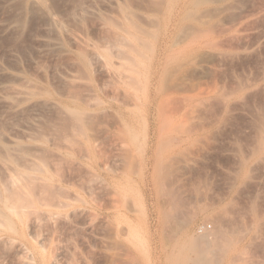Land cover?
Wrapping results in <instances>:
<instances>
[{
    "label": "rangeland",
    "instance_id": "obj_1",
    "mask_svg": "<svg viewBox=\"0 0 264 264\" xmlns=\"http://www.w3.org/2000/svg\"><path fill=\"white\" fill-rule=\"evenodd\" d=\"M23 1L0 0V67L11 76L8 80L4 74V78L1 76L0 81H6V87L10 85L2 93L12 94L16 87L19 92L34 85L32 88L42 94L26 99L18 95V104L14 107L0 102V138L6 144L11 140L18 142L16 151L9 153L2 152L0 147V155L5 154L4 159H0V191L3 195L8 192L13 202L17 201L12 205V213L10 211L12 223L0 222V264H43L40 253L48 258L53 256L50 264L54 256V264H126L127 261L156 264L154 259L150 260L151 248L156 247L153 255L156 259L165 246L166 250L170 249L175 239L190 226L200 232H210L213 264L217 255L220 257L216 263L227 264L239 251L244 259L236 257L234 264H262L264 161L260 158L259 164L253 151L257 124L264 116V0L213 3L217 8L214 15L211 14L213 27L209 28L213 31L208 40L214 39V44L202 45L187 80L197 86L196 94L201 93L200 103L190 120L178 121L165 132L163 158L166 164L158 171H161L159 176L150 166L144 180L140 173L144 161L137 153L135 171L124 177L119 173L122 172L118 161L122 147L117 141L115 106L121 94L111 70V63L117 59L113 57L111 62H105L102 55L104 51L116 52L112 42L110 44L114 31L107 19L118 20L115 9L121 1H47L55 17L62 21L63 31L66 30L65 35L60 36L63 48L59 50L44 43L45 37L55 35L46 26V14L38 7L28 12ZM130 1L133 6L142 3L141 0ZM16 22L20 24L15 25ZM80 51L89 55L87 71L80 61ZM235 87L240 89L236 91ZM221 92L227 94L225 101L219 98ZM70 107H82L86 111L82 137L75 135L77 126L74 114L68 110ZM188 131L192 132L190 139ZM84 137L91 143L86 149ZM167 141H171L169 145ZM131 147L135 148L133 141ZM172 150L174 153L168 155ZM245 157L250 177L247 175L244 179L240 172ZM25 172H29L28 175ZM241 207L244 209L240 210ZM241 223L244 224L240 228ZM246 224L251 225L250 229ZM261 227L259 236L257 228ZM219 228L224 231L221 233ZM217 229L220 236L218 232L213 237ZM241 229L243 234L238 235L240 240L237 241V232ZM169 230L173 232H169L172 233L170 240ZM233 230H236L235 236ZM221 234L226 235L225 239L229 237L228 251L225 249L227 240L220 238ZM129 251L138 261L132 256L134 262L127 260L124 255Z\"/></svg>",
    "mask_w": 264,
    "mask_h": 264
},
{
    "label": "bare ground",
    "instance_id": "obj_2",
    "mask_svg": "<svg viewBox=\"0 0 264 264\" xmlns=\"http://www.w3.org/2000/svg\"><path fill=\"white\" fill-rule=\"evenodd\" d=\"M24 1H26V6H27L26 8H28V12L31 10H32L31 12H33L34 7L35 8L38 7L39 9H41V13L43 11V13L46 14L45 17L48 21V23H46L48 25H46V26H48L50 32L52 30V34H53V32L55 33V35L53 34L54 37L53 36L52 37L53 38L56 37V38L53 39L52 37L51 38L45 37L46 38L44 40L45 45L47 44V46H49L50 48H54L57 50L63 48L62 42L60 41V36L62 34H64L63 32H65L66 30L63 31L64 25L62 24V21L58 20L55 17L54 12L51 11L52 8L50 9V7H49L51 4H48V2H47L49 0H24ZM120 1L121 2H117V9H115L118 12V15H117L118 20L115 21V20L107 19L112 30L114 31V34H112L114 36L110 35L113 37V38H111L112 41H110V44L112 42L113 45L112 44L111 45L116 48V52L114 51V53L113 54L111 53L112 54L111 55L109 52L104 51V53H102V55L106 59L105 62L106 61L111 62L113 57L117 59V61L113 60V63H111V67H112L111 70L114 74L113 75L114 78L116 79L115 81H116L117 89L119 90V92L121 94V96L118 99L117 104L115 106V112H116L117 118H118V125H117V129H118L117 135L118 136L117 137L119 138V140L117 139V137H116V139L118 142H121L120 143L121 145H119V146L122 147V152H121L119 159H118V161H120V163H121V167H120L121 169L120 170H122V172L120 171L119 173H122L123 177L129 175V173H132V170L136 168V167L134 168V158L135 157L137 158V155H139L144 161L143 162V170L142 169L140 170L141 178H142V180H144L145 179V171L147 169H149L150 166L152 167V169L155 173V172H158L159 170H162L161 168H163V166L166 164V163L164 164V158H163L164 143H165L164 140L166 139L165 132L167 130L173 128L174 124H176V122H178V121L179 122H185V121L190 120L191 116L194 113L195 107L198 106V103H200L198 98H199V94H201V93L196 94V91H197L196 87L197 86L194 84L192 85V83L190 84V82L188 83L187 80H188V77L190 76V72L192 70V64L195 62L194 57L197 54V52L202 48V45L203 44H206V45H208V44L213 45L214 44L213 43L214 39L211 40L212 42H210V40H208V37H209L210 31L211 32L213 31V30H210V28H209V27H211L210 25H212V22H210V19L213 18V16H211V14L214 13L213 11H216V8H217L216 6H212V5H213V3H216L217 0H141L142 3L139 2L141 4L140 6L139 5L133 6L134 4L130 0H120ZM14 4L17 5V3H14ZM21 5H22V1H21ZM114 5L115 4L113 3V6ZM135 5H137V3ZM24 7L25 6H23V8ZM23 8L21 10H23ZM30 8H32V9L30 10ZM38 8H37V10H38ZM222 10H223V8H222ZM23 11H25V10H23ZM220 11H219V13H220ZM212 15H214V14H212ZM45 17H44V19H45ZM20 19H21V17L19 18V20ZM115 19H117V17H115ZM18 23L20 24V22H18ZM18 23L16 22L15 25L16 24L18 25ZM36 23H37V21H36ZM10 24L11 23H9V25ZM21 25H19V26H21ZM11 27L14 28V25ZM15 27H17V26H15ZM212 27H213V25H212ZM46 30H48V29H46ZM112 30H108V31H112ZM42 35H40V36H42ZM48 35L51 36L50 33H48ZM67 36H68V34H67ZM15 38H16V36H15ZM64 38L66 39V36ZM210 38H211V36H210ZM75 39H77V38L75 37L74 40ZM83 41H85V40L83 39ZM75 42H77V41H75ZM75 42H74V44H76ZM81 42L82 41L80 40V43ZM82 43H84V42H82ZM77 44H78V42H77ZM93 45H90V46H93ZM76 47H77V45H76ZM86 47H87V45H86ZM25 50H27V49H25ZM103 50H105V49H103ZM81 51H83V50L81 49ZM81 51H80V53H81L80 54V61L82 63V66H84L85 70L87 71L88 63H89V58H88L89 55L87 56L86 52H81ZM87 51H88V49H87ZM94 54H96V53H94ZM22 56H23V53H22ZM59 57H61V56H59ZM18 64H19V62H18ZM43 68H45V67L43 66ZM41 71H42V69H41ZM5 73L8 74V76H6ZM3 74H4L5 78L7 77V80H8V77L9 78L11 77V76H9L10 74L4 68L0 67V78H1V76H3ZM4 76H3V78H4ZM44 76H45V74H44ZM14 77H18V76L14 75ZM17 79L18 78H15L16 82L18 81ZM4 80H6V79H4ZM9 81H11V80H9ZM28 84H29V82H28ZM8 86H10V85H7V87ZM26 86H27V84H26ZM29 86L21 89L19 92H18V88L15 86L16 90L13 91L12 94L10 92H9L10 94H8L7 92L2 93V90L4 88H7V87H6V81H0V102L1 103L3 102L4 105L6 104L9 107L10 106L14 107V106H17V104H18L17 103L18 102V95H19V97L20 96L22 98L25 97V99H26L29 97L30 98L36 97V96H39V94H42L41 91L32 88V87H34V85H31L30 87ZM243 86H244V84H243ZM13 87H11V88H13ZM39 88H40V86H39ZM237 88H236V91H238L240 89V88L239 89H237ZM42 89L43 88L41 87L40 90H42ZM9 90H10V88H9ZM234 91H235V89H234ZM5 93H7V94H5ZM231 93H232V91H231ZM177 95H179V96H177ZM226 95L227 94H225V92H224L221 94L222 98L221 97H219V98L221 100L223 99L222 101H225L227 99V98L225 99ZM202 101H204V100H202ZM199 105H201V104H199ZM230 106H231V104H230ZM68 110L70 112H72L75 116L74 121L76 122V126H77L75 135L77 137H82L85 134V132L83 131V124L85 122V115L87 116V114H85L86 113L85 109L82 107L81 108L70 107V108H68ZM227 111H228V109H227ZM263 112H264V110H263ZM263 115H264V113H263ZM223 120L225 121V119H223ZM212 121H214V120H212ZM258 123L259 124H257V129H256L257 130V135H256L257 141L255 143L256 145L254 144L255 150L254 151L251 150V152H249V153H252V151H253V156H255L257 158L256 160H258V163H259V162H262V161H260V158L263 159V161H264V156H263L264 155V116H263V119L260 118V122H258ZM84 126H86V124ZM200 126H201V124H200ZM197 127H199V126H197ZM195 129H197V128H195ZM83 132H84V134H83ZM191 133L192 132L188 131V134L190 136L189 139L192 138ZM84 138H85L83 140L84 144L82 141V144L84 146L83 145L82 146L84 148L85 147L89 148V146L91 144L90 140L87 137H84ZM167 138H169V136H167ZM8 140H10V139H8ZM132 141H133V144L135 143V148L131 147ZM170 142L171 141L166 143V145L167 144L169 145ZM0 147H2L1 151L5 150L6 152L9 153L10 150L14 151L16 148H18V142L16 140H11V141H9V144H6L3 142L2 137H1L0 138ZM135 153H137L136 156H135ZM173 153H174V151L172 150L171 152H168V155H171ZM85 154H87V153H85ZM85 154H83V155H85ZM1 155H0V159H4L5 154H3V156H1ZM246 157H247V155H246ZM136 158H135V160H137ZM245 158L242 160L241 172H240L241 178H244V179L248 175L247 168H248V164H249L247 158L246 159ZM256 162L257 161H255V166H256ZM240 163H239V165H240ZM251 167H252V165H251ZM16 171H18V170H16ZM133 171H135V170H133ZM41 172H43V171H41ZM28 173L25 172L26 175H28ZM160 173H161V171H160ZM160 173L158 172V176ZM15 175H18V173ZM13 177H15V176H13ZM247 177H250V176L248 175ZM171 179H172V177H171ZM45 180H47V179H44V181ZM170 186L171 185H169V187ZM167 189H169V188H167ZM194 189H195V187H194ZM196 192H199V191H196ZM11 193H14L13 190ZM170 193L173 194L172 191ZM7 194H8V192H7ZM7 194L4 193V195H3L0 191V222L1 223L3 222V224H5V225L12 223V216L10 214V211H11V209H13L12 208L13 203H15V202H13V198L11 197L12 195L10 194V196H9V194L8 195ZM13 196H14V194H13ZM14 199H17V198H14ZM232 200H234V199L232 198L231 201ZM173 201H174V199H173ZM255 202L253 204L254 206L256 205ZM16 203H17V201H16ZM41 203H42V201H41ZM228 206H229V203H228ZM172 207H174V204L172 205ZM249 207H251V206H248V208ZM234 208L236 209V207H234ZM248 208H246V209H248ZM241 209H242V207L240 208V210ZM256 209H257V207L255 208V212H256L255 214L257 215L258 212L256 211ZM246 211H248V210H246ZM230 212H231V210H230ZM248 212H247V214H248ZM11 213H12V211H11ZM13 213H15V212H13ZM260 215H261V213H260ZM163 217H164V215H163ZM167 217H169V216H167ZM172 217H174V216H172ZM218 218H219V214H218ZM166 219H164V220L166 221ZM262 219L260 221H262ZM222 220H224V219H222ZM251 220H252V218H251ZM257 220H258V216L255 218V221H257ZM169 221H170V219H169ZM232 221H233V219H232ZM234 221H235V219H234ZM240 222H242V220ZM242 224H244V223H241L240 228L243 226ZM5 225H3V226H5ZM248 225H250V224H248ZM238 226H239V224H238ZM238 226H237V229H240V228H238ZM250 226H247V224H246L247 229H250ZM8 228H9V226H8ZM11 228H13V227H11ZM219 229L221 230V233L224 231L221 228H219ZM224 229H225V227H224ZM240 231L237 232L238 233L237 236L239 235L241 237L240 234H243L242 229ZM259 231H262V227L260 230L257 228V234H259ZM169 232H172V230L171 231L169 230L168 234H170ZM218 232H219V235H217ZM234 232H236V230H233L232 234ZM209 233L208 232H200L199 230L198 231L196 229L194 230V228L191 229V226H190L186 230H184V232L181 235L178 234L180 236H178L175 239V241L173 240L174 243L170 246V249L166 250V246H165V249H163V251H161V248H162V246H161L160 251L162 253L159 254V256L156 259L153 256L154 255V249L156 247L155 248L152 247L151 250L153 251V254H152V252H150V254H151L150 260L154 259L153 261H155L156 264H213V261L211 260V254H213V253H212V249L210 246L211 236ZM171 234H170V238L168 237V240L171 239V237H172ZM212 234H213V232L211 233V235ZM215 235L220 236V231L218 229H217L216 233L213 234V237ZM235 235L236 234L234 233L233 236H235ZM244 235H242V236H244ZM166 236H168V235L166 234ZM221 236L222 237H220V238L227 240L225 249L227 248V251L230 250V244L228 243L229 237L225 239L226 235H225V237H223V234H221ZM239 236H238L237 241L240 240ZM253 236H255V235H253ZM259 236H260V234H259ZM173 237H175V236L173 235ZM256 237H257V235H256ZM137 238H138V235H137ZM163 238H164V241L167 239V238L165 239V235L163 236ZM251 239H252V237H251ZM138 240H139V238H138ZM167 241H165V243L169 242V241L168 242ZM158 242H159V240H158ZM141 244H143V243H141ZM163 244H164V242H163ZM215 244H216V242H215ZM217 244H216V246H217ZM219 244H220V241H219ZM165 245H168V244H165ZM248 245H249V243H248ZM248 245L246 244L244 248H246ZM243 246L244 245L242 244V247ZM234 247H235V245H234ZM222 249H223V247H222ZM51 250H50V252H51ZM125 250L128 251V249H125ZM218 250H220V249H218ZM223 252H224V250H223ZM244 252L245 251L243 250V253ZM132 254L133 253L130 252V253H126L124 256L127 258V260H129V259L132 260L131 259V256H132V258H134L133 260L135 262L138 261L136 256H134V254L133 255ZM155 254H156V252H155ZM217 254H218V252H217ZM245 254H246V252H245ZM236 255L235 256L238 257L237 260H239L240 256L241 257L243 256L241 251L237 252ZM121 256H122V254H121ZM218 256L219 255H217V257ZM233 256H234V254H233ZM39 257H40L43 264H50L52 262L51 258L53 256L52 257L50 256L51 258H48L47 256H45L44 253H40ZM217 257H216V259H217ZM227 257H228V255H227ZM229 257H231V256H229ZM236 257H234V258H236ZM126 258H124V259H126ZM234 258L232 257V259H230L229 263H227V264H234V262H233L235 260ZM216 259L215 260L213 259L214 262L215 261L218 262V260H216ZM243 259H244V256H243L242 260ZM245 259L248 260L247 258H245ZM121 260H122V258H121ZM54 262H56L55 256H54V261L52 264H54ZM118 262H120V259ZM127 262H126V264H127ZM128 263L131 264L132 262L131 263L128 262ZM246 263H248V262H246ZM261 263L264 264V261H262V259H261ZM216 264H218V263H216Z\"/></svg>",
    "mask_w": 264,
    "mask_h": 264
}]
</instances>
